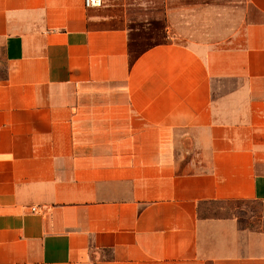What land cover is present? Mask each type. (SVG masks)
<instances>
[{
  "label": "crops",
  "instance_id": "crops-1",
  "mask_svg": "<svg viewBox=\"0 0 264 264\" xmlns=\"http://www.w3.org/2000/svg\"><path fill=\"white\" fill-rule=\"evenodd\" d=\"M250 201L264 0H0V264H264Z\"/></svg>",
  "mask_w": 264,
  "mask_h": 264
},
{
  "label": "rangeland",
  "instance_id": "rangeland-1",
  "mask_svg": "<svg viewBox=\"0 0 264 264\" xmlns=\"http://www.w3.org/2000/svg\"><path fill=\"white\" fill-rule=\"evenodd\" d=\"M146 25L150 23H136ZM151 30L145 33L136 32V42H145L147 45L156 44L164 40L165 31L161 21L151 23ZM212 214L225 215L235 219L237 226L246 234L253 236V240L263 249L264 252V202H227L216 206Z\"/></svg>",
  "mask_w": 264,
  "mask_h": 264
},
{
  "label": "built area",
  "instance_id": "built-area-1",
  "mask_svg": "<svg viewBox=\"0 0 264 264\" xmlns=\"http://www.w3.org/2000/svg\"><path fill=\"white\" fill-rule=\"evenodd\" d=\"M85 7H100L103 4V0H84Z\"/></svg>",
  "mask_w": 264,
  "mask_h": 264
}]
</instances>
